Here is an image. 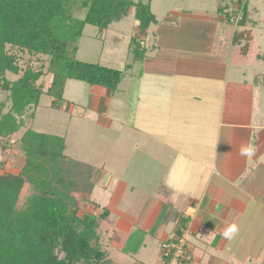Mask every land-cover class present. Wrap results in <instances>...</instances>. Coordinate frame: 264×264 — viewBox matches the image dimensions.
<instances>
[{
    "label": "trees",
    "instance_id": "1",
    "mask_svg": "<svg viewBox=\"0 0 264 264\" xmlns=\"http://www.w3.org/2000/svg\"><path fill=\"white\" fill-rule=\"evenodd\" d=\"M247 6L246 3L238 24L242 29L232 34L229 62L237 68H254L256 83L264 85V52H259L255 33L243 28L248 22ZM131 8L136 27L129 41L130 52L133 60L142 61L148 29L158 22L149 1L0 0V89L9 92L11 102L10 111L0 113L3 148L11 147L10 136L19 130L15 116L36 105L42 94L51 97L52 108H60L67 80L98 86L110 93L118 89L120 70L78 60L76 52L86 25L102 32L124 19ZM218 12L224 20L220 8ZM22 54L48 58L51 81L46 90L36 84L44 75L41 69L27 65L19 75ZM256 65L263 66L256 70ZM6 73L19 76L8 81ZM21 146L25 161L19 172L7 171L6 161L0 160V264H112L100 241L101 233L114 226L115 215L90 198L92 210L81 211L75 191L78 176L73 172L79 165L74 168L67 162L62 139L28 129ZM89 184L94 186L92 180ZM25 185L30 186L31 193L20 204ZM164 194L166 191L160 188L153 193L162 205L153 227L175 218L171 199ZM176 230V237L163 240L161 245L183 235L182 229ZM131 237V231L123 240L120 237L118 251L122 254L134 253ZM160 249L162 264H169L170 257L163 255L161 246Z\"/></svg>",
    "mask_w": 264,
    "mask_h": 264
},
{
    "label": "crops",
    "instance_id": "2",
    "mask_svg": "<svg viewBox=\"0 0 264 264\" xmlns=\"http://www.w3.org/2000/svg\"><path fill=\"white\" fill-rule=\"evenodd\" d=\"M213 18L226 24L217 8ZM219 22L211 23L216 32L184 41L185 54L140 61L145 76L140 70L138 80L160 83L161 90L146 94L139 84L137 105L121 125L160 168L152 193L166 191L176 211L173 221L153 227L162 210L157 200L149 228L140 230L170 239L182 229L193 264L238 262L246 240L264 239V85L256 83L254 68L231 66L232 34L242 28L228 27L219 41ZM254 25L243 28L256 36Z\"/></svg>",
    "mask_w": 264,
    "mask_h": 264
},
{
    "label": "rangeland",
    "instance_id": "3",
    "mask_svg": "<svg viewBox=\"0 0 264 264\" xmlns=\"http://www.w3.org/2000/svg\"><path fill=\"white\" fill-rule=\"evenodd\" d=\"M148 1L151 13L158 22L148 29L144 58L158 53L157 60L162 59L165 63L174 53H186L187 49L182 47L184 41L216 32L211 23L219 22L213 17L222 0H141ZM246 2L248 26L255 24L252 29L256 32L260 52H263L264 0ZM225 23L227 25L219 22V41L228 27H232L231 23ZM135 27L133 8L129 9L124 19L111 24L102 32L94 26L86 25L78 40L76 58L120 70L122 81L118 89L110 93L98 86L67 80L60 108H52L51 97L42 94L36 105L25 108L20 116L14 115L19 130L10 136L12 143L9 148H3L4 138L0 137V160L6 161L7 171L19 172L25 161L21 138L28 129L61 138L67 162L74 165V168L79 165L73 172L78 176L75 191L81 211L92 210L88 203L90 198L115 215L114 226L101 233L100 241L112 264H162L160 246L166 236L162 233L154 236L142 231L149 228L150 217L158 206L150 188L157 184L155 179L161 177L160 168L146 160L145 152L135 148L129 136L135 137L136 134L131 133L127 126H121L130 118L129 107L132 106L133 110L137 105L135 95L139 84H142L143 89L145 87L146 94L151 89L157 93L161 90L160 83L154 85L152 82L143 83L144 80H138L140 70L142 77L145 76V68L141 67L143 64L140 61H133L130 52L129 41ZM47 63V57L34 58L22 54L19 59V75L27 65L34 70L41 69L44 75L36 84L46 90L51 81ZM126 64L130 65L129 68H125ZM19 75L6 73L5 77L8 81H14ZM10 109L9 92L0 89V113L6 114ZM90 180L94 183L93 187L89 184ZM30 193V186L25 185L20 194V204ZM170 227H174V224L164 226L167 229ZM128 231L132 234V251L138 250L133 256H123L118 251L120 237L123 240ZM263 240L261 236L246 240L251 243L241 249L238 262L232 261L230 264H264V255L261 256L264 253H261ZM248 252L250 255H247Z\"/></svg>",
    "mask_w": 264,
    "mask_h": 264
},
{
    "label": "built area",
    "instance_id": "4",
    "mask_svg": "<svg viewBox=\"0 0 264 264\" xmlns=\"http://www.w3.org/2000/svg\"><path fill=\"white\" fill-rule=\"evenodd\" d=\"M246 0H222L220 10L225 22L238 26L243 19V10ZM163 255L170 257L169 264H192L191 255L187 249V240L184 236L165 241L161 245Z\"/></svg>",
    "mask_w": 264,
    "mask_h": 264
}]
</instances>
